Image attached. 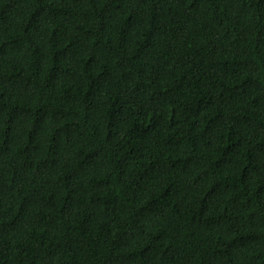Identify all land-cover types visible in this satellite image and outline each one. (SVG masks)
<instances>
[{"label":"trees","instance_id":"trees-1","mask_svg":"<svg viewBox=\"0 0 264 264\" xmlns=\"http://www.w3.org/2000/svg\"><path fill=\"white\" fill-rule=\"evenodd\" d=\"M0 264H264V0H0Z\"/></svg>","mask_w":264,"mask_h":264}]
</instances>
